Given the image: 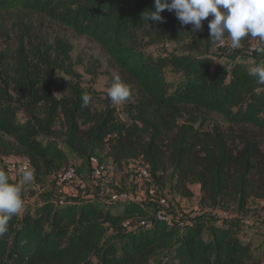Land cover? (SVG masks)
<instances>
[{
	"label": "trees",
	"instance_id": "16d2710c",
	"mask_svg": "<svg viewBox=\"0 0 264 264\" xmlns=\"http://www.w3.org/2000/svg\"><path fill=\"white\" fill-rule=\"evenodd\" d=\"M13 10L46 16L96 42L111 65L154 105L144 120L149 127L145 138L140 134L146 130L120 121L109 101L102 111H94L91 88L75 84L66 97L57 98L56 62L43 70L28 61L23 46L12 88L1 77L6 55L0 48V132L12 138L14 152L26 157L36 184L46 187L49 177L71 165L62 137L81 159L105 152L115 172L129 160L147 164L154 185L165 188L171 177L174 192L182 198H192L191 186L198 183L203 205L226 208L231 202L243 214L253 198L263 202L264 210V84L247 62L223 63L207 53L153 56L141 50L136 35L148 27L164 26L171 35L192 32L191 24L182 26L167 9L161 13L163 22L144 20V13L156 10L155 0H0V13ZM166 68L174 80H167ZM83 92L92 95L88 107H82ZM213 112L229 124L226 130L177 123L183 116ZM40 200L9 220L8 231L0 236V264H151L160 251L169 252L179 264L261 262L253 259L251 242L237 234L235 220L219 223L195 215L178 229L137 201L123 200L113 212L91 197L72 202L44 195ZM126 221L132 225L121 227ZM108 225L118 236L104 243Z\"/></svg>",
	"mask_w": 264,
	"mask_h": 264
},
{
	"label": "rangeland",
	"instance_id": "374dc122",
	"mask_svg": "<svg viewBox=\"0 0 264 264\" xmlns=\"http://www.w3.org/2000/svg\"><path fill=\"white\" fill-rule=\"evenodd\" d=\"M210 15L203 22V29L198 32H191L188 36L171 35L161 25L148 27L136 35L138 47L153 56L190 55L199 56L209 54L223 63L229 61L247 62L249 68L264 64V54L255 51L256 41L249 38L245 46L239 49H232L226 40L224 44L211 43L208 34V21ZM24 47L25 55L32 64H38L46 70L47 63L56 62L53 76V92L57 98H64L69 93V88L79 84L85 89L91 88L95 95L92 108L96 112L103 110L107 101L117 108V115L120 121L127 123L132 128L146 130L140 136L147 137L149 127L144 120L154 109L153 103L139 94L132 80L122 76L119 71L110 63L109 56L94 41L85 36L78 35L69 28L50 20L46 16L29 13L23 10H13L0 13V48L6 55V62L1 69V77L12 88L18 79L19 50ZM119 75L123 82L131 87V96L128 100L114 104L108 97L107 92L111 86L114 76ZM168 81L174 80V74L166 68ZM46 77H42V85ZM16 99L20 94L14 92ZM144 116V117H143ZM23 119V113L20 114ZM179 125L191 124L195 128L206 131H224L229 124L218 113H194L193 117L183 116L177 120ZM237 129L240 127L237 126ZM59 134H62L60 125L57 126ZM61 146L68 152L71 166L77 168V178L67 184L59 183V173H55L47 180L46 187L42 188L34 182V179L23 186L25 193V209L34 207L44 195L53 198H67L69 201L77 202L85 199V194H95V199L102 204L107 203L113 212H118L122 202L112 196L118 189L122 193L139 197V203L149 209L157 219L158 214L171 219L169 225H176L178 229L191 220L195 215H202L211 220L223 223L227 220H235L238 224L237 234L244 242H251L254 260H261L264 264L262 253L264 244V210L263 202L258 199L249 200V211L239 214L233 203H228L226 208L218 206L203 205L201 203L202 192L198 183H193L191 188L194 192L192 198L186 199L178 196L173 190V179L169 177L165 188H158V195L166 199V204L160 205L156 202L146 201L145 190L148 182L139 181L136 170L141 167L142 162L129 160L124 163V169L115 172L111 160L105 152L99 151L90 159H81L71 153L62 143ZM46 139L40 136V141L45 143ZM264 149V139H263ZM13 140L3 132H0V169L9 173L13 182L19 181L25 168L30 170L26 157L14 152ZM94 159V162H92ZM96 164L104 166V178L101 180L93 176V168ZM64 171V170H63ZM62 172V171H61ZM92 175V176H91ZM135 177L136 180H130ZM138 183V185H137ZM118 188V189H117ZM125 191V192H123ZM144 200V201H143ZM129 228L128 225H122ZM118 232L111 225H108L103 242L108 243L116 240ZM151 264H179L171 257L169 252L160 251L153 255Z\"/></svg>",
	"mask_w": 264,
	"mask_h": 264
},
{
	"label": "clouds",
	"instance_id": "9594fccd",
	"mask_svg": "<svg viewBox=\"0 0 264 264\" xmlns=\"http://www.w3.org/2000/svg\"><path fill=\"white\" fill-rule=\"evenodd\" d=\"M155 8L143 14L144 20L163 22L161 13L167 9L175 12L182 26L191 24L192 32L196 33L203 29V22L211 15L208 21L211 43L224 44L227 40L230 48L239 49L243 40L251 38L256 41L255 51L264 54V0H155ZM251 74L264 84V64L253 68ZM107 95L114 104H120L130 98L131 87L116 75ZM81 99L82 107H88L92 95L83 92ZM33 177V171L25 168L21 180L13 182L9 173L0 169V236L8 231L12 216L18 215L24 207L23 186Z\"/></svg>",
	"mask_w": 264,
	"mask_h": 264
},
{
	"label": "built area",
	"instance_id": "2783aa9c",
	"mask_svg": "<svg viewBox=\"0 0 264 264\" xmlns=\"http://www.w3.org/2000/svg\"><path fill=\"white\" fill-rule=\"evenodd\" d=\"M92 162H94V159H92ZM30 165V164H29ZM64 170V171H63ZM57 173H59V183L61 184H67L70 183V181L72 182L74 179L77 178L78 174H77V168L73 167V166H68L67 168L63 169ZM104 171L105 168L103 165L101 164H96L93 168V176L98 179L101 180L104 178ZM136 174L137 177L139 179V181H144V182H148L146 184H148V187L145 191V196L143 197L146 201L149 202H157L160 205L166 204V199L162 198V197H156V187L154 185V178L152 176V173L150 171V168L147 164H143L141 165V167H139L136 170ZM121 196L122 198H124L125 200L128 201H137L139 202V197H133L131 195L128 194H121V193H117L116 194V198ZM144 201V200H143ZM158 219L163 220L167 223L171 222V219H169L166 216H163L162 214H158ZM145 222L142 221V224H144ZM128 225V227H130L132 224L130 221H126L123 223V225Z\"/></svg>",
	"mask_w": 264,
	"mask_h": 264
},
{
	"label": "crops",
	"instance_id": "0c3cea01",
	"mask_svg": "<svg viewBox=\"0 0 264 264\" xmlns=\"http://www.w3.org/2000/svg\"><path fill=\"white\" fill-rule=\"evenodd\" d=\"M111 165H112V164H111ZM112 168H113V167H112ZM123 169H124V168H123ZM91 176H92V175H91ZM130 180H131V181H132V180L134 181V180H136V178H135V177H132ZM137 185H138V183H137ZM118 190H119V189H118ZM145 191H146V190H145ZM123 192H125V191H123ZM117 193L125 194V193H122V190H121V191H117V192H115L114 195L112 196L114 199H117V198H118V197L116 198V194H117ZM85 195L88 196V197H86V198H90V197H91V198H94V197H95V194H88V195L85 194ZM94 199H95V198H94ZM118 200H119L120 202L123 203V200H125V199L122 198V197L120 196V198H118ZM106 204H107V203H106Z\"/></svg>",
	"mask_w": 264,
	"mask_h": 264
}]
</instances>
